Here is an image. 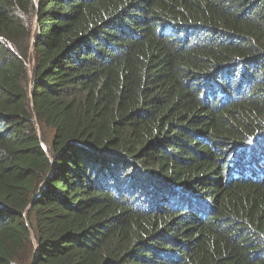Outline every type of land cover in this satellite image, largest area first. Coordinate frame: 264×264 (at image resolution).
Masks as SVG:
<instances>
[{
	"label": "trees",
	"instance_id": "obj_1",
	"mask_svg": "<svg viewBox=\"0 0 264 264\" xmlns=\"http://www.w3.org/2000/svg\"><path fill=\"white\" fill-rule=\"evenodd\" d=\"M0 264H264V0H0Z\"/></svg>",
	"mask_w": 264,
	"mask_h": 264
},
{
	"label": "rangeland",
	"instance_id": "obj_2",
	"mask_svg": "<svg viewBox=\"0 0 264 264\" xmlns=\"http://www.w3.org/2000/svg\"><path fill=\"white\" fill-rule=\"evenodd\" d=\"M34 26H35V21H34ZM34 26H33V29H34Z\"/></svg>",
	"mask_w": 264,
	"mask_h": 264
}]
</instances>
